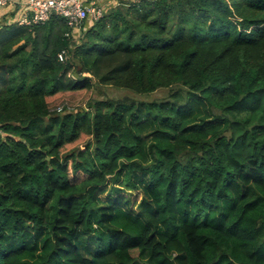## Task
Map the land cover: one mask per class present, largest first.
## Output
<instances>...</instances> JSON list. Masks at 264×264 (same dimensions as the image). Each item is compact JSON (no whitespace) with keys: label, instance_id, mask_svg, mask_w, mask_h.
I'll return each instance as SVG.
<instances>
[{"label":"trees","instance_id":"16d2710c","mask_svg":"<svg viewBox=\"0 0 264 264\" xmlns=\"http://www.w3.org/2000/svg\"><path fill=\"white\" fill-rule=\"evenodd\" d=\"M2 21L0 264H264V0Z\"/></svg>","mask_w":264,"mask_h":264},{"label":"built area","instance_id":"2783aa9c","mask_svg":"<svg viewBox=\"0 0 264 264\" xmlns=\"http://www.w3.org/2000/svg\"><path fill=\"white\" fill-rule=\"evenodd\" d=\"M9 5L20 11L18 24L21 26L43 24L57 15L64 18L73 31L87 28L88 21L93 24L106 12L99 0H0V9Z\"/></svg>","mask_w":264,"mask_h":264},{"label":"rangeland","instance_id":"374dc122","mask_svg":"<svg viewBox=\"0 0 264 264\" xmlns=\"http://www.w3.org/2000/svg\"><path fill=\"white\" fill-rule=\"evenodd\" d=\"M88 21L87 25L88 27L92 26V22ZM3 23V21L0 22V24ZM78 33L80 35H83V33L87 30V28L83 29H77ZM97 83V82H95ZM98 84V83H97ZM130 92L126 89H117L114 87H102V86H95V89L89 90V89H82L77 91H70L66 93H61L57 96V98L54 100L53 106H60L62 104H65V106L71 108L72 110L82 109L86 108L89 105V102L93 98H124L126 96L135 97L138 100L143 101H151V100H162L163 98H166L170 95L171 90L170 89H160L152 94L149 95H136L134 93ZM133 199L136 200L137 198H140V195L138 193L133 194Z\"/></svg>","mask_w":264,"mask_h":264},{"label":"crops","instance_id":"0c3cea01","mask_svg":"<svg viewBox=\"0 0 264 264\" xmlns=\"http://www.w3.org/2000/svg\"><path fill=\"white\" fill-rule=\"evenodd\" d=\"M118 1L119 0H99L105 9L114 7ZM16 17L18 21V18L20 17V11L16 7L9 5L0 9V21H2L3 18L13 21Z\"/></svg>","mask_w":264,"mask_h":264}]
</instances>
